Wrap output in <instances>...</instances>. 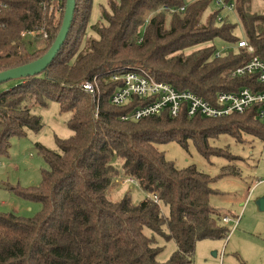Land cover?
Segmentation results:
<instances>
[{
  "label": "trees",
  "instance_id": "1",
  "mask_svg": "<svg viewBox=\"0 0 264 264\" xmlns=\"http://www.w3.org/2000/svg\"><path fill=\"white\" fill-rule=\"evenodd\" d=\"M221 1L222 7L209 12L214 0H107L110 11L100 7L105 25L91 28L98 38L77 54L93 0H75L70 29L54 60L41 74L0 93V156L8 153L10 139L41 129L33 111L49 102L69 114L72 132L65 140L56 138L54 150L37 145L47 167L39 185L10 188L41 208L33 217L0 213V264H193L198 242L227 239L230 227L210 204L218 194L211 188L217 178L194 165L178 168L156 146L191 143L206 158L209 140L221 134L264 143V125L254 109L220 119H188L184 113L171 118L164 111L135 122L121 117L140 103L137 99L126 107L109 103L116 85L111 76L132 69L210 102L220 91L253 87V77L232 73L251 57L264 63V15L258 0L254 6L253 0ZM65 3L0 0V72L47 53L62 27ZM224 5L234 6L251 54L237 47L236 26L227 17L218 19ZM32 32L38 33L35 40L48 42L44 50L33 51L34 42L23 41ZM218 40L235 44V50L215 58ZM95 78L96 119L95 104L80 88ZM229 174L235 175L222 168L219 177ZM120 176L135 180L145 199L134 203L130 192L115 199ZM158 239L175 244L166 261L158 260L163 249Z\"/></svg>",
  "mask_w": 264,
  "mask_h": 264
},
{
  "label": "rangeland",
  "instance_id": "2",
  "mask_svg": "<svg viewBox=\"0 0 264 264\" xmlns=\"http://www.w3.org/2000/svg\"><path fill=\"white\" fill-rule=\"evenodd\" d=\"M255 4L256 0H253V6ZM257 6L262 10L261 14L264 15V1L258 0ZM100 7H103L107 12L110 11L107 7V0H93L89 24L81 36L82 43L77 54L86 48L89 40L98 38L91 29L92 26L94 24L105 25V22L100 18L102 11ZM209 7V12H214L222 5L217 7L216 0H214ZM223 7V12L218 19L227 17L228 22L236 26L233 33L235 37L239 38L238 41L246 40L234 6L233 8L227 5ZM36 34L38 33L26 34L23 36V41L34 42L31 47L33 51L44 50L48 42L35 40ZM261 37L264 38V35ZM236 45H229L220 40L216 41L215 46L218 52L215 58L225 57L228 55L227 52L235 50ZM17 81L2 83L0 93L17 84ZM91 100L93 102V99ZM59 110V105L55 102H49L44 109H34L33 113L39 116L42 121L41 129L34 133L28 131L25 137L19 139H10L8 153L0 156L1 214L13 213L19 217H33L40 210L39 203H32L18 197L10 188L14 187L20 190L39 185L41 173L47 167L37 145L54 150L56 138L65 140L71 136L72 132L67 127L69 114H60ZM98 112L99 109H94L95 119ZM209 144L211 155L206 158H203L191 143L188 144V148H183L175 142L156 146L162 151L165 159L174 163L178 168L194 165L200 172L217 178L211 184V188L218 194L211 196L210 204L214 209H217L221 219L223 216H228L238 222L239 227L231 232L228 239L198 242L193 255V264H226V262L242 264L244 261L252 262L248 264H264V250H259L261 247L264 249V212H259L254 204L255 199L264 193V143L256 137L244 134L237 139L221 134L217 139H210ZM222 168H226L228 173L235 175L219 177ZM129 179L132 180L130 177L120 176L117 178V187L113 196L117 199L130 192L132 201L138 203L145 199L147 194L139 188L135 180L126 183V180ZM247 197L248 201L245 202ZM164 213H167L166 209ZM158 241L159 246L163 247L162 252L158 255V260L159 262L166 261L176 250L175 244L173 241H164L163 239H158ZM213 252L216 253V257L212 255Z\"/></svg>",
  "mask_w": 264,
  "mask_h": 264
},
{
  "label": "built area",
  "instance_id": "3",
  "mask_svg": "<svg viewBox=\"0 0 264 264\" xmlns=\"http://www.w3.org/2000/svg\"><path fill=\"white\" fill-rule=\"evenodd\" d=\"M216 5H222V1L216 0ZM237 47L245 49L248 54L253 52V48L245 40L239 41ZM232 76L253 77L255 85L251 88H240L235 92L220 91L210 102L191 91H179L166 83L156 81L147 71L132 69L111 76V81L116 85L109 103L115 107H126L133 99L140 102L134 105L130 114L121 117L122 121L138 122L144 118L158 116L164 111L171 118L184 113L188 119H220L254 109L257 119L264 125V63L257 57H251L243 66L235 68ZM80 88L93 99L95 109L98 110L100 87L97 78L82 83ZM129 182L133 180H126V183ZM221 223L227 226L232 224L233 228L237 225L236 221L228 216H223Z\"/></svg>",
  "mask_w": 264,
  "mask_h": 264
},
{
  "label": "water",
  "instance_id": "4",
  "mask_svg": "<svg viewBox=\"0 0 264 264\" xmlns=\"http://www.w3.org/2000/svg\"><path fill=\"white\" fill-rule=\"evenodd\" d=\"M75 0H66L64 15L61 23V29L54 40V43L48 49L47 53L32 63L18 66L17 68L8 69L0 72V85L9 81L33 77L41 74L48 65L54 60L55 55L63 46L64 40L70 29V24L74 15ZM254 204L259 212H264V197L255 199ZM215 256V253H212Z\"/></svg>",
  "mask_w": 264,
  "mask_h": 264
},
{
  "label": "crops",
  "instance_id": "5",
  "mask_svg": "<svg viewBox=\"0 0 264 264\" xmlns=\"http://www.w3.org/2000/svg\"><path fill=\"white\" fill-rule=\"evenodd\" d=\"M249 196V195H248ZM259 197H264V193L262 194V195H259ZM258 197V198H259ZM248 201V197L246 198V200H245V202H247ZM237 221V220H236ZM239 221V220H238ZM236 223H238V222H236ZM231 225V228H230V233H229V235H228V237H230V234H231V232L234 230H236L239 226H238V224L236 225V227L235 228H233L232 227V224H230ZM230 227V226H229ZM233 231V232H234ZM228 237H227V239H228ZM259 250H264L263 249V247H261ZM215 257H216V253H215ZM244 263H246V264H248V263H252V262H250V261H244L242 264H244ZM219 264H224V263H219ZM226 264H229L228 262H226ZM231 264H234V262H231Z\"/></svg>",
  "mask_w": 264,
  "mask_h": 264
}]
</instances>
